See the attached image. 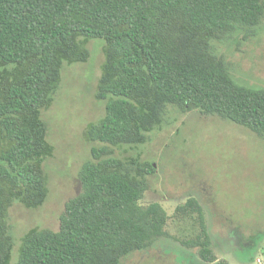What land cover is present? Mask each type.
I'll return each instance as SVG.
<instances>
[{
	"label": "trees",
	"instance_id": "trees-1",
	"mask_svg": "<svg viewBox=\"0 0 264 264\" xmlns=\"http://www.w3.org/2000/svg\"><path fill=\"white\" fill-rule=\"evenodd\" d=\"M263 22L264 0H0V264H121L167 236L165 208L142 204L155 166L116 150L149 143L171 107L264 137V89L238 83L216 50ZM92 39L104 41L96 99L106 113L85 135L99 146L60 229H30L13 263L10 209H39L50 193L44 164L55 151L43 112L65 64L89 61ZM176 214L198 228L183 244L216 263L200 202L189 198Z\"/></svg>",
	"mask_w": 264,
	"mask_h": 264
},
{
	"label": "rangeland",
	"instance_id": "rangeland-1",
	"mask_svg": "<svg viewBox=\"0 0 264 264\" xmlns=\"http://www.w3.org/2000/svg\"><path fill=\"white\" fill-rule=\"evenodd\" d=\"M88 48V62L65 64L54 103L43 112L55 151L44 164L50 193L39 209L20 204L10 209L13 263L30 229H60L67 202L82 191L80 170L92 158V147L99 146L86 141L85 133L106 113L105 103L96 99L104 41L92 39ZM216 50L230 63L238 83L264 89V22L253 35L239 33L216 44ZM137 154L155 166L142 204L160 203L170 220L167 236L147 250L129 254L121 264H208L197 249L183 244L198 233L192 219L176 214L189 198L205 209L218 258L214 264H264V137L231 121L199 111L183 114L171 107L162 126L149 134V143L116 150L122 158Z\"/></svg>",
	"mask_w": 264,
	"mask_h": 264
}]
</instances>
